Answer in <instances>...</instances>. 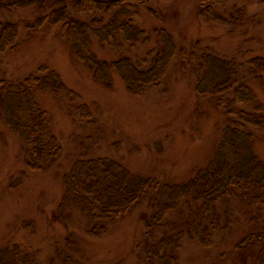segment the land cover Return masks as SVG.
<instances>
[{
    "label": "trees",
    "instance_id": "16d2710c",
    "mask_svg": "<svg viewBox=\"0 0 264 264\" xmlns=\"http://www.w3.org/2000/svg\"><path fill=\"white\" fill-rule=\"evenodd\" d=\"M148 1L0 0V58L36 38L45 40L52 32V40L66 49L72 63L106 90L119 79L128 95L141 97L158 88L170 70L187 72L196 102L206 103L223 116L217 142L204 166L178 180L137 174L108 156L91 153L72 159L63 170L62 146L38 94L50 96L71 118L78 115L91 120L92 114L80 94L46 64L20 80L7 79L0 70V122L17 137L24 170L53 173L62 192L59 208L76 211L89 236L105 235L131 209L143 206L147 213L139 219L143 229L148 234L159 233V237L144 244L140 261L178 264L186 238L205 249L212 246L215 222L222 212L219 208L225 201L237 200L264 219V161L255 151L257 141L264 138V102L255 89L264 84V56L233 54L224 58L212 48L195 54L183 50L161 28L155 30L156 47L143 58L123 54L100 58L94 45L120 50L149 42V35L136 23L138 9ZM196 2L195 15L205 23L233 24L245 16L242 7L225 13L229 0ZM146 9L148 15H154L150 7ZM17 10L29 13L31 20L20 24L8 18ZM174 211L177 219L167 223ZM255 224L253 230L239 232L243 231L232 247L231 264H264V224ZM0 264L38 263L13 243L0 246Z\"/></svg>",
    "mask_w": 264,
    "mask_h": 264
},
{
    "label": "rangeland",
    "instance_id": "374dc122",
    "mask_svg": "<svg viewBox=\"0 0 264 264\" xmlns=\"http://www.w3.org/2000/svg\"><path fill=\"white\" fill-rule=\"evenodd\" d=\"M196 3L150 0L146 7L154 15H148L142 7L136 18L137 25L150 37L146 45L120 50H102L94 45L93 49L100 58L114 59L121 54L143 58L157 45L155 30L164 28L183 50L195 54L212 48L224 58L233 54L243 58L264 56V0H229L225 13L239 7L245 10L244 19L233 24L199 20ZM8 18L22 24L31 20V15L17 10ZM46 36L45 40L36 38L14 53L1 56L0 70L5 78L20 80L46 64L88 105L91 120L78 115L71 118L50 96L38 94L37 100L50 114L52 130L62 146L63 170L68 169L72 159L92 153L108 156L137 174L185 180L209 160L223 116L206 103L196 102L187 72L170 70L158 88L132 97L119 79L111 90L94 84L78 64L72 63L66 49L52 40V32ZM255 89L264 102V84ZM260 139L255 151L264 161V138ZM21 162L17 137L0 122V246L18 244L38 264L144 263L140 261L142 248L159 233L152 235L143 229L139 220L147 214L143 206L134 207L105 235L93 238L86 233L85 222L76 211L59 208L62 192L53 173H30ZM221 209L212 246L205 249L196 240L186 238L178 264H231L232 247L244 229L253 230L254 223L264 224L259 214L249 212L237 200L225 201ZM176 219L174 211L167 223Z\"/></svg>",
    "mask_w": 264,
    "mask_h": 264
}]
</instances>
